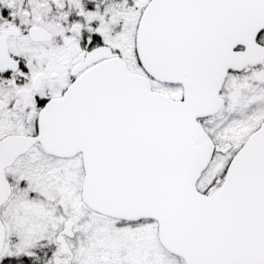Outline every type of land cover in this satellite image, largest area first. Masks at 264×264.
Masks as SVG:
<instances>
[{
  "label": "snow or ice",
  "instance_id": "1",
  "mask_svg": "<svg viewBox=\"0 0 264 264\" xmlns=\"http://www.w3.org/2000/svg\"><path fill=\"white\" fill-rule=\"evenodd\" d=\"M0 264H264V0H0Z\"/></svg>",
  "mask_w": 264,
  "mask_h": 264
}]
</instances>
